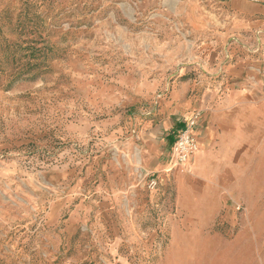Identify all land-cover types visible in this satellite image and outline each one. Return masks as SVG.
Returning a JSON list of instances; mask_svg holds the SVG:
<instances>
[{
	"label": "rangeland",
	"instance_id": "1",
	"mask_svg": "<svg viewBox=\"0 0 264 264\" xmlns=\"http://www.w3.org/2000/svg\"><path fill=\"white\" fill-rule=\"evenodd\" d=\"M258 19L220 0H0V264H264V130L225 188L151 171L148 132L175 88L264 103ZM174 176L222 215H181Z\"/></svg>",
	"mask_w": 264,
	"mask_h": 264
},
{
	"label": "crops",
	"instance_id": "2",
	"mask_svg": "<svg viewBox=\"0 0 264 264\" xmlns=\"http://www.w3.org/2000/svg\"><path fill=\"white\" fill-rule=\"evenodd\" d=\"M220 1H225L235 12L246 16H258L255 27L264 30V0ZM230 75L233 79L239 77L234 67L231 68ZM194 98L190 96L187 87H180L172 90L169 97L163 99L161 112L163 120L157 125L156 133L152 134L151 130L148 131L151 136H163V148L155 147L149 152L150 157L153 156L149 168L164 175L175 171L169 169L170 159L166 160L165 153L169 150L171 157L173 145L183 128L184 119L198 113L199 119L194 134L199 141L200 151L191 160V176L209 184L218 182V185L225 188L227 179L232 175L229 162L233 159L237 160L235 170L238 171L242 163L246 165L248 155L258 158V150L263 143L264 103L262 101L257 105H249L243 90L234 86L221 100L207 93L200 100ZM248 147L251 148L250 154ZM162 152L163 160L160 158ZM174 177L179 182L180 189L176 204L177 211L181 215L195 223L207 224H212L222 215L221 201L205 199L208 189H203L202 186H199L200 189L194 188L191 183L188 185L183 176ZM186 192L192 193V197L186 196ZM195 193L199 195L198 199Z\"/></svg>",
	"mask_w": 264,
	"mask_h": 264
},
{
	"label": "built area",
	"instance_id": "3",
	"mask_svg": "<svg viewBox=\"0 0 264 264\" xmlns=\"http://www.w3.org/2000/svg\"><path fill=\"white\" fill-rule=\"evenodd\" d=\"M198 119L199 114L195 113L183 121V128L178 133L170 157V165H172V169L174 170L176 167L189 163L200 150L199 141L194 134ZM146 181L149 189L155 190L158 187L155 177L151 176Z\"/></svg>",
	"mask_w": 264,
	"mask_h": 264
},
{
	"label": "bare ground",
	"instance_id": "4",
	"mask_svg": "<svg viewBox=\"0 0 264 264\" xmlns=\"http://www.w3.org/2000/svg\"><path fill=\"white\" fill-rule=\"evenodd\" d=\"M191 166H192V162L190 161L189 163L185 164L184 166L176 167L174 173H179V174L189 173Z\"/></svg>",
	"mask_w": 264,
	"mask_h": 264
}]
</instances>
